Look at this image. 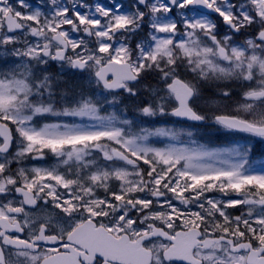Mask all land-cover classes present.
Returning <instances> with one entry per match:
<instances>
[{"label": "snow or ice", "instance_id": "6c2138e0", "mask_svg": "<svg viewBox=\"0 0 264 264\" xmlns=\"http://www.w3.org/2000/svg\"><path fill=\"white\" fill-rule=\"evenodd\" d=\"M257 144L264 0H0V264H264Z\"/></svg>", "mask_w": 264, "mask_h": 264}, {"label": "rangeland", "instance_id": "374dc122", "mask_svg": "<svg viewBox=\"0 0 264 264\" xmlns=\"http://www.w3.org/2000/svg\"><path fill=\"white\" fill-rule=\"evenodd\" d=\"M77 78V77H76ZM78 79V78H77ZM238 143H244V141H242V142H238ZM235 144H237V143H235ZM234 144H232V145H229V146H224V147H216V148H228V147H231V146H233ZM260 159H257V161H259ZM50 163H51V161H49Z\"/></svg>", "mask_w": 264, "mask_h": 264}]
</instances>
